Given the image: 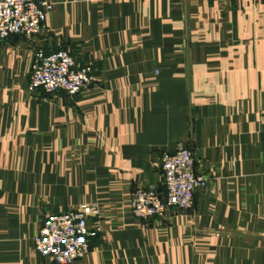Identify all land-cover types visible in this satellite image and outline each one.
Here are the masks:
<instances>
[{
  "label": "crops",
  "instance_id": "0c3cea01",
  "mask_svg": "<svg viewBox=\"0 0 264 264\" xmlns=\"http://www.w3.org/2000/svg\"><path fill=\"white\" fill-rule=\"evenodd\" d=\"M32 40L0 41V264H53L43 221L95 204L74 264H264V0H48ZM92 66L74 96L27 90L39 52ZM189 148L188 211L135 219L160 157Z\"/></svg>",
  "mask_w": 264,
  "mask_h": 264
},
{
  "label": "built area",
  "instance_id": "2783aa9c",
  "mask_svg": "<svg viewBox=\"0 0 264 264\" xmlns=\"http://www.w3.org/2000/svg\"><path fill=\"white\" fill-rule=\"evenodd\" d=\"M51 9L48 0H0V41L11 36L34 39L44 29ZM91 72V64L76 61L68 50L39 52L31 65L27 90L42 89L46 94L61 91L71 97L91 85ZM159 166L162 191L136 188L130 195V213L137 220L157 219L171 210L188 211L195 193L207 186L206 178L195 169L189 148L179 146L174 153H163ZM99 215L97 205L81 204L74 211L46 218L33 238L35 253L53 264L80 261L90 252L98 232L90 223Z\"/></svg>",
  "mask_w": 264,
  "mask_h": 264
}]
</instances>
